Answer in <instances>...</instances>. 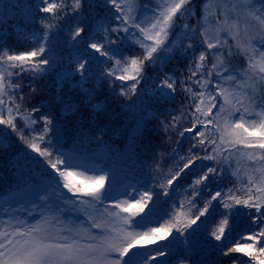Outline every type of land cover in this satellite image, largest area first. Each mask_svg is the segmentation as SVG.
I'll use <instances>...</instances> for the list:
<instances>
[{
  "label": "snow or ice",
  "instance_id": "snow-or-ice-1",
  "mask_svg": "<svg viewBox=\"0 0 264 264\" xmlns=\"http://www.w3.org/2000/svg\"><path fill=\"white\" fill-rule=\"evenodd\" d=\"M26 7L39 25L17 37L29 41L28 50L9 47L0 34V156L18 139L24 148L14 167L31 165L20 171L25 198L0 195V264H264V0H201L199 14L195 0L153 7L34 0ZM134 45L139 54L130 55ZM65 50L75 68L60 72ZM240 57L244 63L234 64ZM173 59L186 62L179 75L161 68L145 83L150 67ZM53 73L58 83L78 73L88 97L97 88L84 85L95 80L118 87L119 96L168 107L160 125L175 133L174 167L164 172L157 162L132 191L113 195L105 169L86 167L98 159L89 145L106 147L107 129L95 135V119L85 127L81 116L70 126L42 106H24L25 87L35 95L36 82ZM181 93L179 108H171ZM239 223L246 230L236 238Z\"/></svg>",
  "mask_w": 264,
  "mask_h": 264
},
{
  "label": "trees",
  "instance_id": "trees-1",
  "mask_svg": "<svg viewBox=\"0 0 264 264\" xmlns=\"http://www.w3.org/2000/svg\"><path fill=\"white\" fill-rule=\"evenodd\" d=\"M141 1L138 0V3ZM33 2L34 0H2V3H0V16L4 21L0 23V34L7 35L8 46L18 51L28 50L29 41L17 37H23L25 33H30L39 28L38 24L32 23L28 18L26 6ZM195 5L199 14L201 0H195ZM189 23L196 24V20L192 19ZM18 28L22 30L19 33L17 32ZM177 34H179L178 31ZM131 47L130 55L139 54L136 51L138 45ZM70 51L65 50L62 53L65 63L59 69L60 72L65 69L71 71L75 68L74 63H67L71 59ZM185 63L181 59L170 60L163 66L157 63L154 68L150 67L148 69L149 81L145 83H150L155 73L161 72V68H163V71L169 72L170 75H179ZM187 74L185 71L184 75ZM79 80L80 75L78 73L63 79L59 83L55 73L45 76L42 80L36 82L37 93L35 95H30V86L25 87L24 94L28 97V103L24 106L29 111L32 107L42 106V112L50 111L62 120H67L70 126L81 116H83L85 127H87L90 119H95L98 125V127L92 129L95 135L100 134V128H106L107 131L103 136L106 147H98L96 144L89 145L90 150L97 152L98 159L94 163H86V167H103L105 169L112 184L115 185L116 191L113 195H118L119 192L125 189L129 192L132 191L129 185H134L140 180H146L150 172L155 169L157 162L160 163L164 172H168L174 167L175 161L168 154L175 144L176 136L171 130L165 132L160 125V121H166L169 116L168 107L151 99L142 102L139 97L119 96L118 87L114 91L110 90L107 82L97 87L95 80H90L84 85L88 89L97 88L95 94L88 97L81 90L78 84ZM24 83L27 85L28 80L25 79ZM73 85H77V87H73ZM194 87L199 91L198 86ZM182 99L183 93L176 98V103L171 104L170 107L178 109ZM94 105H101V107L93 110L92 106ZM72 106H78L76 115L74 117L63 116V112L70 111ZM172 114L177 113L173 112ZM5 143L8 142L5 141ZM70 146L71 141L69 140L64 150L67 151ZM23 148L24 145L17 139L15 144L6 150L7 154L0 156V195L6 196L12 193L16 198H25V193L18 191L20 171H27L31 168V165H25L24 161L21 160L18 170L17 167H14L15 161L13 160V157ZM184 148H187L186 142ZM183 154V151H181V155ZM33 180L38 181L39 177L33 176ZM148 182L151 183L150 180ZM186 182L190 181L186 178L185 182L182 183ZM43 194L41 193V195ZM18 215L23 219L27 216V211L22 209ZM214 226L215 222L209 225V230ZM245 230V224L239 223L232 235L236 236L239 233L240 235L236 238H241ZM214 255L215 253H210L209 258ZM193 259H198V257H193Z\"/></svg>",
  "mask_w": 264,
  "mask_h": 264
},
{
  "label": "rangeland",
  "instance_id": "rangeland-1",
  "mask_svg": "<svg viewBox=\"0 0 264 264\" xmlns=\"http://www.w3.org/2000/svg\"><path fill=\"white\" fill-rule=\"evenodd\" d=\"M136 4L138 6H143L144 4L149 5V7H153L155 5L156 2H158V0H142L140 3H138V0H135ZM214 2V0H208L209 5H211ZM206 26H212L215 24V19L210 15L208 17V20L205 22ZM229 43H231V38L229 37ZM233 63L234 64H243L244 60L242 57L240 58H234L233 59ZM234 167H241V171H243L242 169V165L241 164H235ZM89 175L94 174L93 172L89 171L88 172Z\"/></svg>",
  "mask_w": 264,
  "mask_h": 264
}]
</instances>
